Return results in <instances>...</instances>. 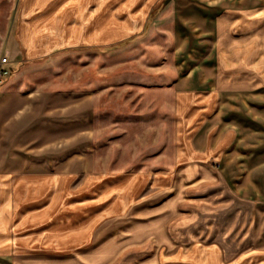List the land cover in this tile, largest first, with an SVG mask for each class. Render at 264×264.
I'll list each match as a JSON object with an SVG mask.
<instances>
[{
    "label": "crops",
    "instance_id": "0c3cea01",
    "mask_svg": "<svg viewBox=\"0 0 264 264\" xmlns=\"http://www.w3.org/2000/svg\"><path fill=\"white\" fill-rule=\"evenodd\" d=\"M163 1L28 3L18 33L23 51L12 54L28 61L69 48L128 43L143 34ZM167 2L174 11L169 51L177 72L169 84L172 164L165 172L122 175L131 177L120 179L121 191L114 189L117 177L100 179L88 170L84 127L91 93L23 88L6 84L8 78L0 85V264H78V247L91 245L100 216L127 212L149 183L158 196L165 189L228 181V156L243 128L264 125V0ZM159 17L155 24L168 22ZM251 166L259 163L253 159ZM186 248L187 264H264L262 249L227 257L213 242Z\"/></svg>",
    "mask_w": 264,
    "mask_h": 264
},
{
    "label": "rangeland",
    "instance_id": "374dc122",
    "mask_svg": "<svg viewBox=\"0 0 264 264\" xmlns=\"http://www.w3.org/2000/svg\"><path fill=\"white\" fill-rule=\"evenodd\" d=\"M40 1L45 0H0V58L12 61L6 84L91 93V118L84 127L90 134L84 137L88 170L100 179L117 177L116 183L111 182L114 189L122 190L120 179L169 170L173 139L169 84L177 67L169 51V18L174 11L167 0L151 13L143 34L128 43L69 48L22 61L12 51H23L18 33L24 5ZM158 16L168 22L155 24ZM228 157L226 182L185 186L181 192L165 189L158 196L152 195L149 183L127 212L100 216L91 245L78 247V264H187L186 245L194 241L220 244L227 257L264 250V199H257L264 197V125L258 130L244 127ZM253 159L259 166H251ZM214 165L219 167L218 162ZM107 187L104 183L100 192ZM166 193L169 197L160 202ZM140 209L146 214L141 216Z\"/></svg>",
    "mask_w": 264,
    "mask_h": 264
},
{
    "label": "built area",
    "instance_id": "2783aa9c",
    "mask_svg": "<svg viewBox=\"0 0 264 264\" xmlns=\"http://www.w3.org/2000/svg\"><path fill=\"white\" fill-rule=\"evenodd\" d=\"M9 62L10 61L5 56L0 58V85L3 84L11 74Z\"/></svg>",
    "mask_w": 264,
    "mask_h": 264
}]
</instances>
